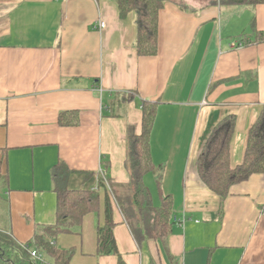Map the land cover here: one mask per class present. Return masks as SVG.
Segmentation results:
<instances>
[{"label": "crops", "instance_id": "1", "mask_svg": "<svg viewBox=\"0 0 264 264\" xmlns=\"http://www.w3.org/2000/svg\"><path fill=\"white\" fill-rule=\"evenodd\" d=\"M165 1L150 57L137 52L135 13L122 17L113 0H0V224L19 244L57 223L52 174L62 163L68 190L100 194L99 210L55 240L71 264H264V174L222 200L197 170L213 128L229 116L231 166L244 161L264 109V4ZM143 101L158 104V168L143 184L155 207L171 196L172 226L139 241L112 193L131 190L129 138L142 133ZM63 113L79 123L61 125ZM106 197L117 255L98 253Z\"/></svg>", "mask_w": 264, "mask_h": 264}, {"label": "trees", "instance_id": "2", "mask_svg": "<svg viewBox=\"0 0 264 264\" xmlns=\"http://www.w3.org/2000/svg\"><path fill=\"white\" fill-rule=\"evenodd\" d=\"M118 4L122 17L135 13L137 19L136 49L141 56H155L158 53V18L165 5V0H113ZM222 6H257L264 0H218ZM158 104L143 101L142 103V133L132 135L127 155V169L131 176L130 192L134 195L130 208L124 207V197L112 193L125 221L131 227L135 239L141 237L156 239L166 237L171 232L172 200L165 196L161 206L155 207L152 196L145 187V175L156 170L151 152V135L153 132ZM72 113H63L59 122L63 126L77 125L78 120L68 121ZM75 116V115H74ZM236 119L229 116L213 128L197 162V170L205 186L225 200L231 187L242 183L256 174H264V109L251 127L248 135L244 161L240 166H231V141L235 131ZM69 175L64 164H58L53 169V181L57 195V223L54 226L38 228L33 242L19 244L9 231L7 224H0V264H71V252H66L55 245V240L62 233H68L79 227L83 218L100 208L99 192L71 191L66 187ZM100 179L101 187L106 184ZM159 181L157 183L160 182ZM0 183L6 186V179L0 177ZM112 192V190H110ZM109 191V192H110ZM128 190H126L127 192ZM131 193V194H132ZM105 224L99 228L98 253L102 255H117L118 249L113 237V210L108 197L104 202ZM141 224V225H138ZM141 226L145 233L136 234ZM138 242V241H137ZM139 244V242H138ZM37 257L32 258L31 253Z\"/></svg>", "mask_w": 264, "mask_h": 264}, {"label": "rangeland", "instance_id": "3", "mask_svg": "<svg viewBox=\"0 0 264 264\" xmlns=\"http://www.w3.org/2000/svg\"><path fill=\"white\" fill-rule=\"evenodd\" d=\"M215 3H218V0L215 2ZM219 5H220V3H219ZM220 7L222 8V9H224V8H226V7H228V6H221L220 5ZM222 29V28H221ZM2 188H4V186H3V183H0V195L2 196V191H3V189ZM4 192V191H3ZM132 193V192H131ZM131 193H129V194H127L126 195V192L121 196V198L122 197H124L125 195V198H124V207H126V208H130V205L133 203V200H134V195H133V193L131 194ZM1 196H0V216L4 213V201H2V198H1Z\"/></svg>", "mask_w": 264, "mask_h": 264}, {"label": "built area", "instance_id": "4", "mask_svg": "<svg viewBox=\"0 0 264 264\" xmlns=\"http://www.w3.org/2000/svg\"><path fill=\"white\" fill-rule=\"evenodd\" d=\"M101 28H104V24L103 23H100V25H99ZM239 46H242V44H239ZM182 224H183V222H182ZM31 256H32V258H35V257H37V254H36V252H32L31 253Z\"/></svg>", "mask_w": 264, "mask_h": 264}]
</instances>
